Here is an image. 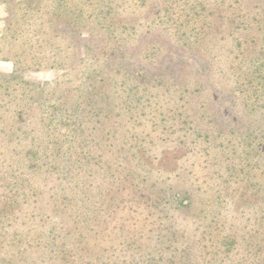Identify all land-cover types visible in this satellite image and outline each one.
I'll return each mask as SVG.
<instances>
[{"label":"rangeland","instance_id":"1","mask_svg":"<svg viewBox=\"0 0 264 264\" xmlns=\"http://www.w3.org/2000/svg\"><path fill=\"white\" fill-rule=\"evenodd\" d=\"M14 74L35 85L32 96L67 108L82 98L98 115L91 137L103 153L94 150L91 185L108 183L115 151L117 176H138L149 204L193 221L181 240L185 264H209L222 237L237 238L243 264H261L247 247L264 245V94L255 89L264 78V0H0V79ZM91 79L94 89L76 87ZM39 113L20 131L29 145ZM3 117L6 142L19 131ZM7 148L17 162L35 156L34 145ZM144 216L145 233L158 210Z\"/></svg>","mask_w":264,"mask_h":264},{"label":"trees","instance_id":"2","mask_svg":"<svg viewBox=\"0 0 264 264\" xmlns=\"http://www.w3.org/2000/svg\"><path fill=\"white\" fill-rule=\"evenodd\" d=\"M257 79L255 89L264 94V78L258 75ZM95 84L96 80L91 79L88 84L77 82L76 87L94 89ZM9 87L19 93L15 98L6 93ZM32 87L35 85L21 75L0 79V110L10 115L19 131L17 137L12 138V134L6 142L0 138V264H185L189 254L182 250L185 243L181 240L194 228L193 221H186L182 213L170 214L159 201L149 204L148 196L153 193L142 187L138 176H117L115 151L106 156L108 183L101 188L92 186L89 169L95 157L100 159L94 150L99 152L100 148L103 153L101 143L91 137L99 133L91 123L92 116L98 115L88 113L82 98L67 108L58 98L30 95ZM165 95L155 93L157 102L165 101ZM14 100L22 105L12 107ZM37 110L40 119L36 123V143L31 144L35 156L28 164L24 159L17 162L11 152L6 154L7 147L13 144L22 146L25 153L32 151L28 135L20 131L30 113ZM152 121L158 120L144 123ZM7 122L8 117L0 120L1 130ZM9 125L7 132L12 129ZM35 172L40 173L38 183L31 178ZM114 191L117 196H112ZM108 192L113 198L107 196ZM126 193L131 195L128 202L124 201ZM115 205L117 210L111 207ZM151 208L158 210V217L148 222L144 233L139 227L145 228L143 219L148 217L144 215L150 214ZM237 244V238L222 237L208 263L243 264ZM149 247V259L144 261L143 250ZM247 248L257 259L262 255L260 263L264 264V245L261 252L254 251L252 245ZM196 261L200 262V257Z\"/></svg>","mask_w":264,"mask_h":264}]
</instances>
